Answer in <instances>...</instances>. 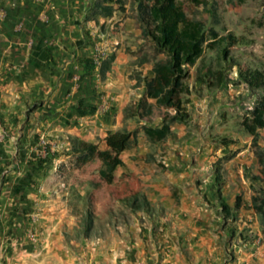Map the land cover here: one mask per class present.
<instances>
[{"label": "crops", "instance_id": "obj_1", "mask_svg": "<svg viewBox=\"0 0 264 264\" xmlns=\"http://www.w3.org/2000/svg\"><path fill=\"white\" fill-rule=\"evenodd\" d=\"M67 4L0 0V264H264V225L252 202L264 188L258 178L262 166L242 121L227 128L224 137L231 139L224 145L203 149L205 161L187 165L174 159V168L161 172L156 157L148 154L153 144L142 129L145 122L124 115L127 106L143 99L146 80L153 76L152 64L138 62L145 41L135 25L138 20L116 12L111 18L100 16L99 26L84 13L67 14L68 8L79 7L78 2ZM109 25L118 30L109 32ZM98 44L114 55L104 77V61L96 67L92 59ZM190 86L203 87L189 97L192 120L172 123L177 140L155 145L182 137L192 142L187 135L194 129L191 123L205 120L207 130L210 118L219 121L211 113L198 115L197 100L223 91L233 94L230 84L218 91L198 82ZM162 123L156 125L154 118V125ZM124 130L135 133L137 143L120 155L124 165L116 170L113 184L119 172L143 179L140 191L125 199L143 196L150 210L126 206L137 218L146 214L152 224L138 218L121 226L123 236L111 229L106 236L104 231L99 235L102 228L93 219L83 239L74 231H86L81 218L87 211L77 203L84 196L77 187L73 200L63 172L71 168V158H78L71 140L107 151L108 138ZM42 137L57 144L47 158L41 156ZM143 167L152 175H143ZM163 214L166 221H158Z\"/></svg>", "mask_w": 264, "mask_h": 264}, {"label": "trees", "instance_id": "obj_2", "mask_svg": "<svg viewBox=\"0 0 264 264\" xmlns=\"http://www.w3.org/2000/svg\"><path fill=\"white\" fill-rule=\"evenodd\" d=\"M192 1L198 5L206 3L205 0ZM125 4L123 0H102L95 5V14L111 18L116 12L125 13ZM133 5L136 6L139 22L145 28L143 37L152 46L150 51H143L138 62L140 65L152 64L153 76L146 80L143 99L124 109L125 119L138 118L144 121L142 129L152 144L177 140L171 124L192 120L187 108L189 97L194 90L197 93L201 90L192 88L187 82L191 70L198 66L207 51H214L217 56L215 65L202 62L197 68L196 82L210 91L221 90L230 82L228 66L237 67L239 81L254 99V106L248 109L240 126L243 132L253 138L252 149L262 166L258 178L264 186V147L260 144L261 131H264V72L252 67L244 69L241 63L234 61L231 53L232 48L250 45L251 41L231 33L221 35L217 29L208 28L204 20L190 18L179 0H133ZM113 58L111 54L104 60L102 77L110 69ZM157 110L162 111L163 123L160 126L154 125ZM107 141L109 150L101 151L94 143L77 138L71 140L72 153L84 163L102 160L99 181L94 184L96 188L113 184L116 170L124 165L120 155L137 143V137L135 133L124 130L110 136ZM124 202L134 211L142 208L150 210L143 196L141 199L136 196L125 199ZM252 202L255 213L264 225V188L258 191ZM222 206L225 213L229 212L225 204ZM86 211L82 224L88 236L93 221L91 208Z\"/></svg>", "mask_w": 264, "mask_h": 264}, {"label": "rangeland", "instance_id": "obj_3", "mask_svg": "<svg viewBox=\"0 0 264 264\" xmlns=\"http://www.w3.org/2000/svg\"><path fill=\"white\" fill-rule=\"evenodd\" d=\"M63 1L69 3L70 5H76L77 2L79 4L78 8L69 9L67 7V10L69 11L67 14L70 15V11L72 10L76 16H81V14L84 13L87 21H93V23L95 22L100 26L101 19H98L100 16L95 14V5L102 0ZM123 1L126 3V12L124 14L138 20L136 6L133 5V0ZM205 1V4L198 5L192 0H179L190 18L204 20L207 23L208 28L213 27L217 29L221 35L231 33L237 37H245L249 39L251 41L250 45L237 46L231 49V53H233V58L235 59L234 61L241 63L244 69L252 67V69L257 68L264 72V0ZM76 10H78V12H75ZM139 23L140 22L138 20L135 25L142 30L141 37H143V31L145 28L142 25L139 26ZM105 27L106 24L103 25L101 29H105ZM107 28H109V32L113 33L118 30L115 25H109ZM98 45H100L101 48L106 47L101 44ZM94 47L95 45L93 48ZM151 47L150 41L145 40L142 51H150ZM93 48L92 53L94 50ZM216 60V53L214 51H207L198 66L191 70V76L187 82L189 84L196 82L197 68L202 64V62L215 65ZM227 69L228 79L230 81L229 84L231 85L230 88L232 89L233 94L223 91V94H218L216 98H209L207 101L197 100L198 105L195 106L198 115L201 113L214 114L216 118L218 117V122H216V120L212 121V118H210L211 121H209V123L212 124L210 128L208 126L209 129L207 130V126L205 125L207 122L205 120L203 122L195 120L191 123L192 128L194 129L189 128L191 130V134L187 135L192 137V142L187 141V138L182 137L179 141H170L167 145H149L148 154L156 157L154 163L157 165V169L161 172H170V170L175 166L173 161L174 159L187 165L190 163L196 164L198 159L205 161V157H207V155L204 154L203 149L209 144L217 143L221 146L224 145L226 141H229V139H231L230 137H224L227 128H231L232 126L236 128V125L243 120V117L247 113L248 109L254 106V99L251 93H245L246 87L239 81L237 67L228 66ZM198 87H201V85L199 84ZM201 91H203L202 88ZM203 105L205 106L202 107ZM154 118L156 125L161 123L162 111L157 110ZM222 118H224V120ZM50 139L54 140L53 138ZM260 140L264 143V135L261 136ZM186 152H188L189 156H185ZM69 161H71L69 162L71 168H66L63 172L68 173V180L71 187L70 196H72L75 201L77 187L83 193L84 200H78L77 203L79 206L84 208V210L91 208L92 221L94 219L98 228H102L101 231H99V235L104 231L103 234L107 236V234H109V229H111V232L114 233L115 231V234L123 236V233L126 232H122L121 226L125 228V224L128 226V224L130 225L134 223L138 218L139 223H143L147 219V221L152 224V221L146 214H142L141 217L139 216L137 218L136 214L130 210L124 202V199L129 197L132 192L140 191L139 185L143 179L140 178L139 175L130 173L121 176L119 172L117 183L112 186L96 188L94 184L99 181V169L102 166V160L98 159L95 162L84 163L79 158L74 157ZM150 164L151 162H147V165ZM138 165H140L139 162ZM143 172V175L145 176L150 174L152 175L147 167H143ZM156 174L157 173H154V175ZM205 176L206 175L202 174V179L204 181H206ZM89 196L91 197L90 200L88 199ZM158 221H166L165 215H160ZM111 226H113V229ZM80 229L81 230L74 231V234L76 236L79 235L84 239L86 237V232L82 228ZM93 236V238H95V234H93Z\"/></svg>", "mask_w": 264, "mask_h": 264}, {"label": "built area", "instance_id": "obj_4", "mask_svg": "<svg viewBox=\"0 0 264 264\" xmlns=\"http://www.w3.org/2000/svg\"><path fill=\"white\" fill-rule=\"evenodd\" d=\"M111 36V33L109 34ZM93 53H92V59H93V62H94V65L96 67H99L102 65V62L107 58L109 57L112 53L110 51V49L108 48H104V47H100V45H95V47L93 48ZM40 146H41V149H42V152H41V156L43 158H47L50 153L52 151H54V149H56L57 147V144L54 140L48 138V137H42L40 139ZM262 241V238L261 237H257L256 238V242L258 244H260Z\"/></svg>", "mask_w": 264, "mask_h": 264}]
</instances>
